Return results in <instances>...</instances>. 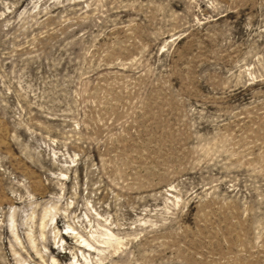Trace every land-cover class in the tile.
Wrapping results in <instances>:
<instances>
[{"label": "rangeland", "instance_id": "rangeland-1", "mask_svg": "<svg viewBox=\"0 0 264 264\" xmlns=\"http://www.w3.org/2000/svg\"><path fill=\"white\" fill-rule=\"evenodd\" d=\"M75 263L264 264V0H0V264Z\"/></svg>", "mask_w": 264, "mask_h": 264}, {"label": "bare ground", "instance_id": "bare-ground-1", "mask_svg": "<svg viewBox=\"0 0 264 264\" xmlns=\"http://www.w3.org/2000/svg\"><path fill=\"white\" fill-rule=\"evenodd\" d=\"M43 218V217H42ZM71 229V228H70ZM79 235V234H78ZM62 236H64V234H62ZM67 236V235H66ZM75 237V236H74ZM60 240H61V238H60ZM107 241V240H106ZM110 241V240H109ZM82 242V241H81ZM80 242V243H81ZM84 242V241H83ZM104 243V242H103ZM84 244V243H83ZM106 244V243H105ZM82 245V244H81ZM84 246V245H83ZM76 264V263H75Z\"/></svg>", "mask_w": 264, "mask_h": 264}]
</instances>
